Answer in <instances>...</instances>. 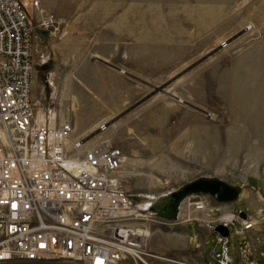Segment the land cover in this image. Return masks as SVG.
Wrapping results in <instances>:
<instances>
[{
	"label": "rangeland",
	"instance_id": "rangeland-1",
	"mask_svg": "<svg viewBox=\"0 0 264 264\" xmlns=\"http://www.w3.org/2000/svg\"><path fill=\"white\" fill-rule=\"evenodd\" d=\"M32 13L33 36L45 32L52 47L49 54L44 49L49 64L34 52L33 97L43 100L42 85L51 74L75 79L69 89L62 87L67 94L58 99L72 117L81 104L88 105L84 98L90 90L89 65L96 62L93 35L108 16L116 26L125 15L136 26L142 21L146 37L174 39L176 45L170 48L177 60H172L171 72L203 60L185 76L153 89L108 125L111 145L124 153L122 173L132 206H150L199 177L264 193V0H40L39 10ZM43 19L47 27L41 26ZM139 32L116 39L120 44L112 46L111 55L126 61L127 44ZM67 38L72 54L65 56L64 46L58 45ZM121 71L126 76V70ZM146 113L151 118L145 121L151 124H140ZM76 123L80 133L95 130ZM206 200L216 207L211 198ZM184 203L183 211L192 210ZM159 228H152L151 234H156L150 235L147 248L172 259Z\"/></svg>",
	"mask_w": 264,
	"mask_h": 264
},
{
	"label": "built area",
	"instance_id": "built-area-1",
	"mask_svg": "<svg viewBox=\"0 0 264 264\" xmlns=\"http://www.w3.org/2000/svg\"><path fill=\"white\" fill-rule=\"evenodd\" d=\"M28 9L39 1L0 0V264L171 262L143 242L165 221L151 206L131 205L109 126L82 135L56 100H33ZM193 204L198 213L208 208L206 199ZM219 259L232 264L226 251Z\"/></svg>",
	"mask_w": 264,
	"mask_h": 264
},
{
	"label": "crops",
	"instance_id": "crops-1",
	"mask_svg": "<svg viewBox=\"0 0 264 264\" xmlns=\"http://www.w3.org/2000/svg\"><path fill=\"white\" fill-rule=\"evenodd\" d=\"M38 1L40 6V0ZM54 12L47 14L56 16ZM111 13L113 14V12ZM32 14V11H28L31 23L34 19ZM54 16L50 19H54ZM127 19L125 15L116 26L108 16L102 27H96V30L99 31L93 35L92 45L95 46L92 52L96 62L89 65L90 90L88 97L85 95L84 98V101L88 100V105L83 106L81 104L78 111H75L73 120L76 126V121L90 128L100 124L109 125L111 121L124 116L152 95L153 89H157L173 79L185 76L203 61L199 60L196 64L191 62L189 65L183 66L180 71L174 70V72H171L170 64L172 60H177V57L172 58V49L170 48L176 45L173 43L174 39L161 35L153 38L146 37V28L142 21L139 20L136 26ZM170 22H174L173 17H171ZM65 26V29L68 30L69 27L66 24ZM161 27L165 26L161 25ZM136 30L141 32L134 35L136 37L132 42L127 40L130 42L127 44L130 47L127 60L115 59L118 56L113 53L111 55V51L114 52L112 46L120 43L114 41L116 39L122 40L124 36H129V33L132 35L131 32L134 33ZM44 33L41 30L35 33L33 47L34 52L41 53L43 64H49L50 60L44 54V49H47L49 54L51 46L46 41L47 39H44L47 38ZM69 41L71 42L68 38L63 39L58 45L59 49L61 45L64 46L65 56L72 54V42ZM80 61H83V59H80ZM111 61L115 64L113 65ZM49 67H51V64ZM122 69L126 70V76L122 75ZM63 76L61 74V79H57L52 74L47 77L42 85L43 93L46 96L43 94L44 98L40 100L36 94V96L34 95L36 100L44 102L49 99L58 100L63 96L65 97L67 93H63L62 87L69 89L70 84H73L75 79ZM75 97L77 96L75 95ZM77 99L79 100V97ZM143 116V121L140 124L143 122L145 125L151 124L145 121V119L151 118V114L146 113ZM223 181L241 188L236 203L227 205L216 203V207L211 214L196 213L194 210H186L185 212L181 209L175 221H170L158 229L163 241L168 242L165 251L170 253L174 261L187 264L191 262L218 264L217 260L219 258L217 256L219 255L221 259L223 252L226 251L232 260V264H264V193L263 191H255L252 194L241 184L228 180ZM243 222L252 223V227L248 231L237 234L235 229H241V223ZM218 224H223L229 228L230 232L226 240H223L214 231ZM155 234H151V237ZM219 244H222V248L218 252Z\"/></svg>",
	"mask_w": 264,
	"mask_h": 264
},
{
	"label": "water",
	"instance_id": "water-1",
	"mask_svg": "<svg viewBox=\"0 0 264 264\" xmlns=\"http://www.w3.org/2000/svg\"><path fill=\"white\" fill-rule=\"evenodd\" d=\"M240 191V187L232 186L221 179L199 177L182 185L172 193L158 198L151 205L150 211L161 219L175 221L178 218L179 205L190 196L204 195L211 197L219 204H233L236 203ZM214 231L222 238L229 235L228 227L223 224H218ZM220 247L221 244L218 245V250Z\"/></svg>",
	"mask_w": 264,
	"mask_h": 264
},
{
	"label": "bare ground",
	"instance_id": "bare-ground-1",
	"mask_svg": "<svg viewBox=\"0 0 264 264\" xmlns=\"http://www.w3.org/2000/svg\"><path fill=\"white\" fill-rule=\"evenodd\" d=\"M43 21H45L44 19H43ZM47 21V20H46ZM45 25H46V23H45ZM32 97H33V85H32ZM33 100H35L36 102L38 101V100H36L34 97H33ZM56 101H57V103H59L60 104V107H62V105H61V103H60V101H58L57 99H55ZM39 103H41L40 101H38ZM63 108V107H62ZM64 109V108H63ZM71 116V115H70ZM71 118H73L72 116H71ZM74 125H75V123H74ZM76 126V125H75ZM77 129V128H76ZM79 132V131H78ZM80 133V132H79ZM92 133H94V131H92V132H90V133H84V134H82V135H88V134H92ZM123 152V151H122ZM123 155H124V153H123ZM124 160H125V158H124ZM124 160H123V164H124ZM122 167H123V165H122ZM122 182H123V184H124V186H125V188H126V190L128 191V189H127V187H126V185H125V182H124V178H123V173H122ZM206 197L207 198H211V197H209V196H204V195H198V196H190V197H188V198H186L180 205H179V209H178V216H179V212H180V210H181V207L185 204L184 202H186V203H188V207H192V210H194L196 213H198L195 209H194V202H196V201H192V202H190L191 201V199H193V198H199V200H201V199H206ZM212 199V198H211ZM213 200V199H212ZM198 201V200H197ZM214 201V200H213ZM215 202V201H214ZM150 203V202H149ZM184 203V204H183ZM208 203V202H207ZM215 203H217V202H215ZM217 204H219V203H217ZM234 204V203H233ZM152 205V204H151ZM150 205V206H151ZM219 205H227V204H219ZM150 206H148V204L147 203H144L143 205H138L137 207L138 208H143V207H150ZM214 211V207H212L211 206V204H209L208 203V208H206L205 209V211H203V213L204 214H211L212 212ZM136 217H139V215H137ZM165 222L164 223H161L160 225H152L151 226V228H149V230H148V238L146 239V240H144L143 242H144V244H145V246H148V244H149V241H150V235H151V230H152V228L154 227V226H162V225H164V224H166V223H168V222H170V221H166V220H164ZM248 223V222H247ZM227 227V226H226ZM229 229V228H228ZM230 232V231H229ZM241 232H243V231H241ZM241 232H239V233H241ZM147 234V233H146ZM238 234V233H237ZM220 236V235H219ZM229 236V235H228ZM221 237V236H220ZM222 238V237H221ZM227 238V237H226ZM226 238H222L223 240H226ZM222 248V244H221V247L219 248V250ZM219 250H218V252H219ZM143 259V261L145 260L144 258H142ZM220 260V259H219ZM125 262H127V263H129V264H139V263H137V262H134L131 258H129V259H127V261H125ZM125 262H123V263H125ZM166 262H168V263H164V264H177L176 262H170V261H167L166 260ZM120 264H122V263H120Z\"/></svg>",
	"mask_w": 264,
	"mask_h": 264
},
{
	"label": "snow or ice",
	"instance_id": "snow-or-ice-1",
	"mask_svg": "<svg viewBox=\"0 0 264 264\" xmlns=\"http://www.w3.org/2000/svg\"><path fill=\"white\" fill-rule=\"evenodd\" d=\"M13 207H15V205H13ZM41 247H44V245H41ZM98 264H99V262H98Z\"/></svg>",
	"mask_w": 264,
	"mask_h": 264
}]
</instances>
